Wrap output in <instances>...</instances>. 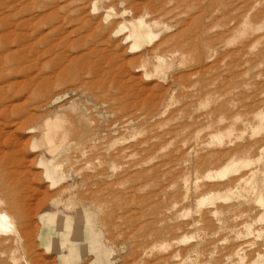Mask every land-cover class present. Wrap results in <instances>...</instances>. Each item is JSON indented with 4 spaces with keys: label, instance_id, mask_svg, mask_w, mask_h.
I'll list each match as a JSON object with an SVG mask.
<instances>
[{
    "label": "rangeland",
    "instance_id": "1",
    "mask_svg": "<svg viewBox=\"0 0 264 264\" xmlns=\"http://www.w3.org/2000/svg\"><path fill=\"white\" fill-rule=\"evenodd\" d=\"M0 264H264V0H0Z\"/></svg>",
    "mask_w": 264,
    "mask_h": 264
},
{
    "label": "crops",
    "instance_id": "2",
    "mask_svg": "<svg viewBox=\"0 0 264 264\" xmlns=\"http://www.w3.org/2000/svg\"><path fill=\"white\" fill-rule=\"evenodd\" d=\"M86 224H87V222L85 221L84 222V225H85L84 229H87V228H85ZM89 225L90 224H88V226ZM67 230L69 231L71 229H67ZM81 233H82L81 240H79L78 242L74 243L73 240L70 238L71 234H69V232H67V235H65L64 236L65 238L63 239L64 243L61 244V246L63 245V248H62V252H63L62 256L63 257H68V258L74 259L82 252L83 247L86 248L88 246L89 239H91L92 237L85 230H83V232H81ZM70 246H73L74 251L70 252L69 254H67L69 252Z\"/></svg>",
    "mask_w": 264,
    "mask_h": 264
},
{
    "label": "bare ground",
    "instance_id": "3",
    "mask_svg": "<svg viewBox=\"0 0 264 264\" xmlns=\"http://www.w3.org/2000/svg\"><path fill=\"white\" fill-rule=\"evenodd\" d=\"M49 219V218H48ZM91 223V222H90ZM85 228H87V229H84L86 232H88L89 234H90V236L92 237V234L89 232V231H91V229H92V226H88V224H86V227ZM72 241V240H71ZM74 251V249H73V246H70V248H69V252L67 253V254H69L70 252H73Z\"/></svg>",
    "mask_w": 264,
    "mask_h": 264
}]
</instances>
